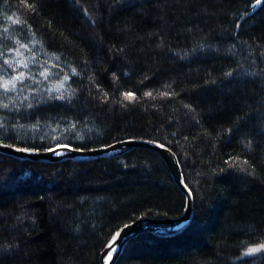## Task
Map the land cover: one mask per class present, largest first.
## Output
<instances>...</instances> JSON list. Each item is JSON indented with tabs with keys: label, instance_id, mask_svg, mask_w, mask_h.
Here are the masks:
<instances>
[{
	"label": "trees",
	"instance_id": "trees-1",
	"mask_svg": "<svg viewBox=\"0 0 264 264\" xmlns=\"http://www.w3.org/2000/svg\"><path fill=\"white\" fill-rule=\"evenodd\" d=\"M0 0V72L12 40L63 66L0 90V141L91 149L159 141L194 196L181 233H143L116 264H264V0ZM62 82V93L52 91ZM126 93H132L127 97ZM159 153L56 163L0 152V264H101L123 225L181 215Z\"/></svg>",
	"mask_w": 264,
	"mask_h": 264
},
{
	"label": "water",
	"instance_id": "water-1",
	"mask_svg": "<svg viewBox=\"0 0 264 264\" xmlns=\"http://www.w3.org/2000/svg\"><path fill=\"white\" fill-rule=\"evenodd\" d=\"M136 148L154 150L165 160L175 182L186 197L185 210L179 216H144L123 225L114 233L101 253V264H116L127 244L143 233L148 232L160 237H170L183 232L189 226L194 216V196L185 183V178L176 153L169 146L159 141L140 138L123 139L106 146L91 149L59 145L45 150L24 148L0 141V152L4 154L22 160L45 163H56L67 160L86 162L101 158H116ZM116 233H120V236L117 237Z\"/></svg>",
	"mask_w": 264,
	"mask_h": 264
},
{
	"label": "rangeland",
	"instance_id": "rangeland-1",
	"mask_svg": "<svg viewBox=\"0 0 264 264\" xmlns=\"http://www.w3.org/2000/svg\"><path fill=\"white\" fill-rule=\"evenodd\" d=\"M6 62L12 70L8 75L0 72V90L15 91L19 86H23L25 81H33L36 70L46 81L48 77L54 76L53 73L62 68L59 59L54 55L45 52L35 40H23L18 37L12 40L7 47ZM7 84V87L4 85ZM52 91L62 93L65 88L62 82L54 83ZM259 249L251 251V249ZM264 251V246L250 247L245 251V255H256Z\"/></svg>",
	"mask_w": 264,
	"mask_h": 264
},
{
	"label": "snow or ice",
	"instance_id": "snow-or-ice-1",
	"mask_svg": "<svg viewBox=\"0 0 264 264\" xmlns=\"http://www.w3.org/2000/svg\"><path fill=\"white\" fill-rule=\"evenodd\" d=\"M261 2H262V0H255V5H259V4H261ZM4 86L7 87V84H5ZM125 95L127 97H131L132 96V93H126ZM162 147H163V145H162ZM116 236L119 237L120 236V233H116ZM258 250L259 249H255V248L251 249V251H253V252L258 251ZM109 258H111V257H109Z\"/></svg>",
	"mask_w": 264,
	"mask_h": 264
}]
</instances>
